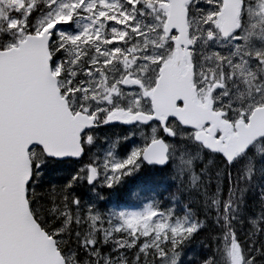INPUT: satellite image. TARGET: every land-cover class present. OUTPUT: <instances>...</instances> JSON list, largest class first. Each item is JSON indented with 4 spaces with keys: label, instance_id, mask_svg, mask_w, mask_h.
Returning a JSON list of instances; mask_svg holds the SVG:
<instances>
[{
    "label": "snow or ice",
    "instance_id": "6c2138e0",
    "mask_svg": "<svg viewBox=\"0 0 264 264\" xmlns=\"http://www.w3.org/2000/svg\"><path fill=\"white\" fill-rule=\"evenodd\" d=\"M261 115L264 0H0V264H264ZM146 162L166 203L77 195Z\"/></svg>",
    "mask_w": 264,
    "mask_h": 264
},
{
    "label": "trees",
    "instance_id": "16d2710c",
    "mask_svg": "<svg viewBox=\"0 0 264 264\" xmlns=\"http://www.w3.org/2000/svg\"><path fill=\"white\" fill-rule=\"evenodd\" d=\"M57 176L54 177L53 179L55 180V183H61V182H66L67 177L64 175L63 172L56 174ZM154 177V178H153ZM264 178V177H263ZM138 179H142V180H148L146 181L147 183H149V181L155 180L157 183L155 185V194L158 196V198L160 199V201L162 202H167L169 199V195L170 193L175 191V185L174 182H163L162 181V175L158 172H153L150 173L148 171L144 172L143 174H141L138 178H134L133 180L129 181L128 183L126 181L122 182L115 190V194L118 196V199L120 202H125V199L128 196V192L129 189L132 185H134V183L138 180ZM264 183V182H262ZM81 187H83L87 192H89V188L87 185H80ZM45 188L48 187L47 184L44 185ZM79 187V186H78ZM99 194L101 196V192L99 191ZM250 198L249 201L252 199V195L251 193L249 194ZM107 198V196H106ZM191 251L192 253L195 252L197 255L202 254L204 252V249H202L199 245H190L189 247H187L185 249V253Z\"/></svg>",
    "mask_w": 264,
    "mask_h": 264
},
{
    "label": "rangeland",
    "instance_id": "374dc122",
    "mask_svg": "<svg viewBox=\"0 0 264 264\" xmlns=\"http://www.w3.org/2000/svg\"><path fill=\"white\" fill-rule=\"evenodd\" d=\"M112 132L114 133L113 138H106V137H105L106 139H102V137L100 138L99 150L101 151V156H103L104 154H106L107 150L109 148H112L113 145H115L117 143V140L121 139V136H120V133L121 132L120 131L113 130ZM136 142L139 143V138L138 137L136 138ZM130 147H131V145L129 146V149H130ZM117 148H118V145H117V147L114 150H117ZM261 182H264V178L263 177L261 178ZM100 185H103V184H98L97 187L100 186ZM139 191H142V189H140ZM144 207L145 206H142L141 208H139L137 210H132V209L125 210L124 208L123 209H120V210L114 209V210H111V211H105L104 214H108L109 212H115V213H121V212H125V213L138 212V211H143ZM100 212H101V210H100Z\"/></svg>",
    "mask_w": 264,
    "mask_h": 264
},
{
    "label": "bare ground",
    "instance_id": "6f19581e",
    "mask_svg": "<svg viewBox=\"0 0 264 264\" xmlns=\"http://www.w3.org/2000/svg\"><path fill=\"white\" fill-rule=\"evenodd\" d=\"M77 195L80 196L83 200L89 201L90 203H94L97 209L101 210V205L97 202L96 196L92 195L91 193L87 192L83 187L79 186L76 188ZM88 196H90V199L88 200ZM250 198V195H249Z\"/></svg>",
    "mask_w": 264,
    "mask_h": 264
},
{
    "label": "water",
    "instance_id": "95a60500",
    "mask_svg": "<svg viewBox=\"0 0 264 264\" xmlns=\"http://www.w3.org/2000/svg\"><path fill=\"white\" fill-rule=\"evenodd\" d=\"M257 111H259V108H257ZM256 129L260 131H264V115H261L260 117L257 118L256 121ZM158 164V163H156ZM160 165V164H158Z\"/></svg>",
    "mask_w": 264,
    "mask_h": 264
},
{
    "label": "flooded vegetation",
    "instance_id": "af4514ba",
    "mask_svg": "<svg viewBox=\"0 0 264 264\" xmlns=\"http://www.w3.org/2000/svg\"><path fill=\"white\" fill-rule=\"evenodd\" d=\"M117 194V193H116ZM115 193H114V195H116ZM90 199V196H88V200ZM89 202H90V200H89Z\"/></svg>",
    "mask_w": 264,
    "mask_h": 264
}]
</instances>
